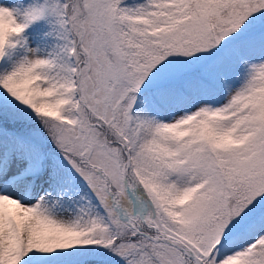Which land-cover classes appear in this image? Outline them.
Segmentation results:
<instances>
[{
    "label": "snow or ice",
    "instance_id": "1",
    "mask_svg": "<svg viewBox=\"0 0 264 264\" xmlns=\"http://www.w3.org/2000/svg\"><path fill=\"white\" fill-rule=\"evenodd\" d=\"M0 264H264V0H0Z\"/></svg>",
    "mask_w": 264,
    "mask_h": 264
}]
</instances>
